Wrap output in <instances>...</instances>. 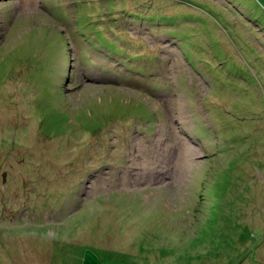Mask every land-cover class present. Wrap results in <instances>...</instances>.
<instances>
[{
  "label": "rangeland",
  "instance_id": "rangeland-1",
  "mask_svg": "<svg viewBox=\"0 0 264 264\" xmlns=\"http://www.w3.org/2000/svg\"><path fill=\"white\" fill-rule=\"evenodd\" d=\"M66 2L0 0V264H264V0Z\"/></svg>",
  "mask_w": 264,
  "mask_h": 264
},
{
  "label": "trees",
  "instance_id": "trees-1",
  "mask_svg": "<svg viewBox=\"0 0 264 264\" xmlns=\"http://www.w3.org/2000/svg\"><path fill=\"white\" fill-rule=\"evenodd\" d=\"M245 24H247V26L250 27L249 22H246ZM242 29H243V28L235 29V31L238 32L239 35H240L239 42H240V43H243V42H244V43H245V42L249 43L250 39H249L248 37H245V36H244V32L242 31ZM247 29H248V28H247ZM252 29H253V28H249L248 30L250 31V30H252ZM253 30H254V29H253ZM121 33H122V32H121ZM242 35H243L244 37H243ZM77 38H78V37H77ZM77 38H76V39H77ZM58 87H59V90L64 91V89H63L60 85H59ZM259 107H260L261 110L264 111V108L261 106L260 103H259ZM250 108H254V105H253L252 107H250ZM247 126H249V124H248ZM203 197H204L203 195H200V199H204ZM204 200H205V199H204ZM200 203H205V202L201 201ZM194 215H195L197 218H200V217H201V215H197V214H194ZM60 255H61V254H60ZM57 262H58V261H56V263H57ZM56 263H55V264H56Z\"/></svg>",
  "mask_w": 264,
  "mask_h": 264
},
{
  "label": "clouds",
  "instance_id": "clouds-1",
  "mask_svg": "<svg viewBox=\"0 0 264 264\" xmlns=\"http://www.w3.org/2000/svg\"><path fill=\"white\" fill-rule=\"evenodd\" d=\"M63 3H68V2H66V0H63ZM110 55L111 53L110 52H108L107 54H105L104 55V57H106L107 55ZM71 55V54H70ZM109 58H111V56L109 57ZM71 59H74L73 57H71ZM70 59V60H71ZM72 81H71V77L69 76V73L66 71L65 73H64V75L62 76V78L60 79V82H59V85L65 90H71L72 88H70L69 87V83H71Z\"/></svg>",
  "mask_w": 264,
  "mask_h": 264
}]
</instances>
